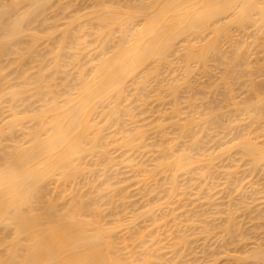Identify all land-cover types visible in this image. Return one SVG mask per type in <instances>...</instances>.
Wrapping results in <instances>:
<instances>
[{"label":"bare ground","instance_id":"6f19581e","mask_svg":"<svg viewBox=\"0 0 264 264\" xmlns=\"http://www.w3.org/2000/svg\"><path fill=\"white\" fill-rule=\"evenodd\" d=\"M80 1L83 3L85 2V4H87L85 5V7L81 8L82 10L81 9L77 10L78 7H76V5L78 1L76 2V0H0V106L2 102L5 103V100L11 102V106H9L11 113H9V109L8 111H6L7 113H9L8 116L6 117L7 120H5L6 118L3 119L1 121L2 125H0V264H140V263L150 264V263H154L153 261L155 257L153 258V255L148 257V259L153 258L152 259L153 261L150 259L152 262L150 260H147V257L144 256L143 257L140 256L138 262L135 257L133 258L131 256H128V254L126 253L125 256L122 255L124 250L121 253L122 250L121 251L119 250V246L120 249H122L123 247L121 245H125L126 243L123 244L124 242L120 240L123 243L121 244V242H119L120 244L118 245L117 242H115L118 238L117 236H115V234L119 233V230L122 231L123 229L124 232L125 228L121 223L123 222L121 218L122 216L120 217L121 219L118 220L120 215L119 216L117 215L116 217L115 215L116 212L114 215L118 219L116 218L115 220L111 219L112 221L109 222L110 224L109 225L106 224L105 221L104 223H102V220L100 221V219L98 218L99 215H97V212L99 214L100 210L98 211V209L101 208L98 209L96 208L97 210H95V208L94 209L90 208L91 212H89V207H88L86 208V210H88L89 214H85L83 212L85 214L84 215L82 211L86 203L85 205H83V203L82 202L80 203L79 200H78V204H75V201L69 203L72 204L74 202L73 205L67 206V204H65L66 207H61L64 205H61V203H59L60 204L59 205L57 203L58 201L55 200L54 195L53 198L50 196V198L48 197L49 199L47 201L45 200H44L45 202L42 201L41 198L44 199L43 197L45 196L46 199L47 196L50 194L48 193L47 196L46 194L43 195V191L46 190V186H49L47 184L48 183L50 184L51 181H54V184L56 183L55 185H58L57 183L61 182L62 186L64 185V183H70L69 186L73 184L74 187L73 189H75V187L77 186L76 184L74 186V183L75 182L77 183V180L83 178V180L85 181V185L90 186L87 188L90 189L92 186L93 189L94 188L96 189L95 193H99V194L105 193L104 195L107 196L106 199V196L104 197L103 195H101L102 197H99L98 194V199L96 198L97 195L95 197L97 200L102 201L105 198L106 200L103 201L104 202L107 201L108 204H111V202L114 203V199L112 200V198H114L113 197L114 195H116L117 193L121 194L123 191H125L124 188L122 189L123 185L122 187L118 186L121 187L118 188L116 187V185H118L116 184V182L112 183L113 180H115L116 178L115 177L113 179V177L118 172L117 166H120V164L124 162L125 164L124 163L123 164L125 166L127 165L128 166L127 168H129L130 171L131 168L133 171L134 167L136 168V169L134 168L136 173L138 171L137 175H139L138 177L139 179L136 177L137 175L135 171H133L135 175L130 176L131 177L130 179L132 180L134 178L138 179V180L136 179L134 180L136 182L133 181L134 184L140 183L144 185L145 182H147V180L149 182L151 178L154 177L156 178V175H160L162 173L166 174L168 172L171 173V175L170 174L167 175V178L165 177L167 180L165 178L161 180L162 182L160 183L163 184H160L157 181L155 182V180L157 179H154L153 181L155 183L160 184V187L158 186L159 188L155 184L154 185L155 190L154 188L152 189L153 191H156L155 194H157V196H154V198L158 202H160L159 199L163 198L165 203V200L167 201L168 199L169 201L171 200L172 195L176 198L175 194L177 193V191L179 190H181L179 192H182L183 190L186 191V186H190L187 184H191L192 180H188L191 182L189 183L187 179L184 178V184L183 185L180 184L182 185L181 187L183 190L177 189L179 186L178 183H181L179 180L183 179V177L187 173L189 172L191 173V170L196 169L194 168V166L196 165L197 167H199L198 178L200 177L201 180V178L206 176V173L210 172L211 170H212V172H210L211 175L213 174V176H217L214 174H216L219 168L220 170L222 169L221 167H216V163H217L216 161H219L220 158L223 160L222 163H224V161L226 163V160L224 159L233 160L232 162L234 163V165L230 161V163L232 164L231 168H233V171L229 170L231 171L229 172L228 169H226L227 167L224 165L223 167L226 168L225 169L223 168L222 171L223 170H227V171L226 174L224 171L223 172L221 171L222 173L221 175L223 176V178H225L222 179L225 180L226 183H231V182L233 183L234 181L233 183L234 187L236 184H238L236 185L237 187L235 189L233 188L234 190L232 188L231 190L237 191L238 189L237 194L236 192H234L236 195H238L240 193L239 191H241V195L239 196H242V191L244 190V188L248 187L247 191L248 189L250 190L252 188L251 185L249 186L248 182H247L248 184L244 183L243 185H240L243 183L241 182V179L243 178V176H245V174H243L242 177L239 176L236 177V175H238L239 172L241 173L242 170H240V168L243 164H245L242 166L243 168H245L246 166L249 167V169L245 168L246 170L243 171L249 173L250 175L253 174L251 176H254L255 174H259L260 172H261L260 174L264 173L263 172L264 171V127H263L264 126V92L260 93L262 95H256L254 99L252 98L253 100L247 99V102L241 99V101H243L244 103H240V104L237 103L239 101L236 102L235 100L236 98L232 94V90H233L232 86L236 87L234 83L237 82L235 81L239 82L241 80V79L239 80V78L242 77L240 76L238 78V76L242 72L240 71V69L246 68L251 64L248 60L249 58L248 56H250L248 54V46L250 45L246 43L243 39L245 38L247 40V38L249 37L250 39L252 37H253L252 39H257L256 38V36L258 37L257 34H259L262 30H264V0H80ZM79 4L77 6H79ZM249 29L250 30L253 29L252 32H248ZM232 30L236 32L239 36L238 35L234 36V34L236 33L232 32ZM248 33H249V37H248ZM115 34H118V37H115L116 36ZM260 36H262V39L264 38L263 35ZM89 38L93 40H90ZM250 39L248 40V42L250 41ZM92 42L98 44L96 45L94 43L96 46H98L97 47L98 50L97 48H95L97 51L95 55H90L91 50L90 51L87 50L88 45L92 44ZM262 43L263 42L260 41V44ZM224 45H226L227 47L225 46L226 47L225 48ZM29 63H33V64L35 63V66L33 64L32 65L35 67L34 69L36 71L32 70L33 69L31 68L33 67L32 65L31 67L28 66L30 65ZM71 66L72 67L75 66V67L72 68ZM68 67H70V69ZM76 67L79 69L77 71L78 75L77 77L74 76V78L70 79V76L68 75L66 69L68 68L69 70H71L72 68L71 71H73V69ZM21 68L24 69L21 70ZM30 70L33 71L31 74H29ZM214 71L215 72L217 71V73H214ZM62 73H64V77ZM247 73L249 72L247 71ZM60 74H62V76H59ZM76 74L77 73L75 72V75ZM200 74L203 75V77H206L207 79L206 81H208V82L205 81L206 84L203 83L204 86L201 84L198 85V82L195 81L197 76L200 78ZM13 75L18 76L16 78L17 79L19 78L21 80L19 84L17 82H16L17 84H15L14 82H13L14 84L13 83L11 84L12 80L14 79L11 78V76ZM166 77L167 78L170 77V80H167ZM203 77L202 79H204ZM251 77L253 78V76ZM152 81L155 85L153 83H151L150 85V82ZM246 82L247 81L245 80V83ZM152 84L153 87L156 86L155 88H157L156 91L154 88V95H152L153 93ZM149 86L151 87L149 88ZM257 86L254 85V87L256 88ZM145 90L146 93L147 90L148 92L150 91L151 92V93L149 92L150 95L147 94L146 96ZM143 92L145 93V95H140V94H144ZM252 95L254 96L255 94ZM151 96L152 98H150ZM137 99L138 100L140 99L142 101V105L144 103L145 106L144 109L139 110V108L142 107V105H140L139 108L136 105H134L138 103ZM151 99L153 100V103L156 102L155 104L157 106L155 104L154 105L156 107V110H158L156 111L154 109L158 117L152 120L148 117V113L150 112L151 107H149L150 104L147 105L148 102H151V106H152L153 103ZM197 101L198 103L196 104ZM18 102H21V104L22 103L24 104V102H28V104L26 105H30V106L34 104L35 105L33 106L32 109H30L29 106L28 108L30 110L27 108V106H25L26 108L23 107L24 110L16 112L17 111L16 104ZM132 105H134L135 107H133ZM147 106L150 109H148ZM229 106L234 108L235 110V111L233 110L234 112L232 111L233 113H235V115L234 114L232 115L233 117H235L233 123L237 122L238 125L236 124L237 130L235 129V127L233 128V130H236V132L234 131L236 134V135L234 134L235 137L234 136L233 138L230 137L228 141L222 142L221 140L223 137L221 136L220 139L219 138L220 136L217 137L219 134L216 135L217 133L215 131H214L215 133L214 132L212 133L211 131H213L212 130L213 128L214 130H216L215 126L221 125V123H219L220 117L223 115V118H225L224 115L227 112V110L226 112H223V109L225 107L229 109L230 108ZM136 107L138 108L139 111H137ZM14 109H16V111ZM188 109L189 110L191 109L192 111L190 110L189 112ZM135 110L137 112H140L138 115L142 117H145L143 116V114L147 112L146 116L148 118L137 120L136 119L137 114L134 113ZM185 110L188 112V115ZM231 110L232 109L230 108L229 112ZM185 112H186L185 115L186 117H182V115L184 116ZM149 114H151V112ZM150 117L152 118V115ZM228 119H233V118L229 117ZM229 121L230 120H228V123ZM244 121L246 122L244 123ZM29 123L30 126H27ZM231 123L232 122H230V125ZM225 127H227V124L225 125ZM230 128L231 127H229L228 130H230ZM228 130L225 131L223 130V131L228 132ZM17 131H21V132L23 131V133L21 136H19L18 139L17 137L16 139H13L11 136L13 133ZM229 132H231L232 135L234 133L232 131V128ZM19 133L17 135H19ZM211 134L213 136H211ZM214 134L215 137H217V140H215L216 138L214 137ZM260 138H262V140H259ZM212 139L215 140V142L213 141L214 144L218 143L219 148L217 147L216 148L219 150V153H217L218 150H214V151L210 150L214 154L207 153L209 152V150L207 151V148L209 149L212 146L211 147H205V146L206 144L208 145L209 143L211 144ZM219 139L220 141H218ZM155 140L157 142H154ZM216 141L218 142L216 143ZM7 142L9 144H7ZM203 148H205L206 150H204ZM113 150L117 152V154L119 152L118 155L116 154V157L113 156V154H115ZM140 150H142V152H140ZM144 150H150L148 152L149 154L150 152L151 153L153 152L152 154L154 159L149 160V162L152 161V164L149 163L148 160L147 161H145L146 159L144 160V158L148 156L147 154L145 155V157H142V159L145 161V164L142 162V160H140V162L142 163L137 161L138 160L137 156H136L137 158L132 157L133 156L132 154L135 155L136 152L138 151L139 153L137 154L139 156L140 153L144 154L143 153ZM112 152L114 153L112 154ZM130 152H132V154H130ZM128 154H130L131 156L130 155L128 156ZM234 156H236L235 159ZM119 159L121 160L118 161ZM115 160H117V162ZM134 160H136L138 164L134 163ZM146 162H148L151 165H149L148 163L146 164ZM240 162H243V164L239 165ZM128 163L132 167H129ZM236 164H238L239 166ZM123 168L120 167L119 171L124 170ZM209 169L211 170L209 171ZM214 169L215 171H213ZM200 170L204 171L202 172V174L206 172L204 176L202 174L201 176H199ZM196 171L197 169L195 170V172ZM133 172L132 174H134ZM184 172L186 173L184 174ZM11 173L13 174L27 173L31 175L32 179L27 185V187L24 189H18L16 186L5 188L3 181L6 178V176H10ZM192 174H194L193 171ZM209 174H207V176ZM179 175L182 177L180 178ZM195 176H193V178ZM207 176L206 178H202L203 182L205 181L204 179L207 180ZM213 176H210L209 180L212 179L213 181H216V179L215 180L213 179ZM228 177L231 178V180ZM234 177L235 179L232 180V178ZM247 177L245 176L246 179ZM227 178L229 180L226 181ZM128 179H127V183L129 182ZM164 179L166 181H164ZM238 179H240V181ZM110 180H112V182ZM177 180L179 182H177ZM185 180L187 183H185ZM200 180L199 183L201 182ZM212 180L210 182H212ZM80 181L78 182L80 183ZM84 181H83V186H85ZM119 181L121 182V180ZM95 182H98V184L96 185ZM205 183L207 184L206 187L202 186ZM232 183L230 185L231 187H233ZM185 184L186 186H184ZM200 184L197 185H199L200 187L202 186L201 188L202 192H205L203 191V187H204V189L207 188L205 189L207 193H209V191L212 190L210 189L212 186H215L214 185L215 182H212L211 184L213 185L210 186H208L209 182H204L202 185ZM166 185L168 189H164ZM181 187L179 186V188ZM92 188L90 190H92ZM125 188H128V186ZM139 188H143V187L139 186ZM189 189L191 191L192 188ZM75 190H79V189H75ZM149 190L152 193V190L151 189ZM78 192L80 193V191ZM179 192L177 193V195H179ZM84 193L86 192L84 191ZM228 193L233 194L231 193V191L230 192L228 191ZM228 193L226 194L228 195ZM41 194L43 195V197H41ZM86 195H83L84 199ZM138 195L140 196V194ZM151 195L153 196L154 193ZM180 195H182V193ZM205 195L206 193L204 194V196ZM83 196L81 195L80 199H82ZM87 196H89V194ZM147 196L149 197L150 193L147 194ZM197 196L199 195L197 194L194 197ZM207 196L210 197L211 195L208 194ZM218 196L220 195L218 194ZM122 197L124 196H121V198ZM181 197H183V195ZM236 197H232V198L229 197L228 199L230 200L229 201L226 200L227 202H229L227 203V205L230 208L226 206L229 210L226 209L227 212L224 211V213L226 212L227 214L229 211L233 212L234 206H237L235 207L234 211L236 209L242 208L243 203H240V201L236 199ZM140 198H142V196H140ZM121 200L123 201V199ZM242 200L243 199L241 198V202H243ZM84 201L87 202V200H83V202ZM100 201H98V203H100ZM157 201H153V202H157ZM194 201L191 202L193 203ZM220 201H222V199ZM237 201H239V203H236ZM104 202L101 203L103 204ZM212 202L214 203V201ZM132 203L131 205L133 206ZM161 203L162 201L159 203V205ZM138 204L135 203L136 207ZM250 204L252 205V203ZM147 205H150L149 207L152 211L154 206L152 205L151 207L150 203L146 204L145 206L147 207ZM157 205L158 203H156V206ZM232 205H234L233 208ZM110 206H106V207H110ZM112 206L114 205L112 204ZM194 206H196V204ZM246 206L244 205L245 208H242L243 210L245 209V211L247 208ZM249 206L250 205H248V207ZM259 206L258 208H260ZM106 207H104L103 209L106 210L107 209ZM103 209L102 211H100L101 213L103 212ZM139 209H143V208L139 207ZM111 210H113L111 213L113 216L114 210L117 209L114 208ZM136 210L139 211L138 209ZM149 210H147V212ZM118 211H120V209ZM144 211L146 212L145 209H143V211H139L137 215H139V213L142 212V214L139 215L142 216ZM241 211L242 210H240L239 213ZM248 211L250 212V210ZM261 211L262 210L258 212ZM127 212L125 213L127 214ZM158 213L159 212H157V214ZM175 213L176 212L174 211L173 215H175ZM211 213H208V215L209 214L211 215ZM131 214L128 212V216L129 215L130 216L129 217L126 216L125 218H123L124 222L130 220L129 224L127 223V226H130L131 223H132L131 226H133L134 225L133 221L137 220V218L139 217V216L136 217L137 216L136 212L135 213L133 212ZM150 214H149L150 217H148L150 218L149 222H154L153 224L155 226L156 223L155 221H157L156 217H158V215L155 217V221H154L151 212ZM203 214L204 213H202V215ZM232 214L228 213L227 214L228 217L225 219L227 221V227L224 225L223 228H217L219 226L218 225L216 226V228L219 229V234H220V229H222L225 234H228L230 232L233 233L234 231L235 232L237 231L236 228H235L236 230L233 229L235 223L232 222L233 221L236 222L239 216L236 217V215H234L235 217L234 219ZM253 214L254 213L252 212V215ZM208 215L207 214L205 215L206 218ZM147 216L145 215V218ZM196 216L197 215H195V217ZM225 217L226 216H224V218ZM248 218L247 220H245L246 222L249 221ZM253 218L254 217H251L249 219L253 220ZM105 219L108 218H104V220ZM151 219L152 221H150ZM191 219H195V218L191 217ZM197 219H198L197 223L198 222L200 223V220H202L203 218L200 220L199 218ZM213 219H215V217ZM147 220L144 222H147ZM195 221L196 220L190 222L191 226H193L192 222L194 223ZM186 222L187 221H185V223ZM173 223L175 224V222ZM197 223L195 222V224ZM199 223L197 226L198 228L199 226H201V224ZM231 223L233 227V228L231 227L232 228L231 230H234L233 232L229 231V227L231 226ZM195 224H194V228H196ZM252 226H254V223L252 224ZM122 227L123 229H121ZM159 227L161 228L163 226H159ZM202 227H200L201 230H198L199 232L201 231V233L204 229H209L206 226H205L206 228L203 227L204 229ZM242 227H240V230H242ZM151 228L149 227L150 230ZM189 228L191 227L189 226ZM189 228L184 230L187 231L189 230ZM194 228H192V230ZM261 228L263 227L261 226ZM135 229L137 230V228ZM135 229L133 228L134 231ZM173 229L171 228V230L169 231H172ZM253 230H255L254 227ZM140 231L137 233H140ZM260 231L264 232L263 230ZM154 232L155 231L153 230V233ZM176 232L178 233L177 230ZM182 232L184 233V231ZM201 233H199V235ZM211 233L212 232H210V235ZM239 233L242 234L241 232ZM134 234H136V232ZM146 234H148V230L146 233L142 235H146ZM118 235L121 234L119 233ZM181 235L183 236V234ZM257 235L258 233L256 234V236ZM126 236L128 238V235ZM178 236L180 235L178 234L176 237ZM222 236L224 241L225 239L226 240L228 239L226 236H225L226 238H224V235ZM186 237L187 236L179 237L181 238V240L179 239V241L181 242L182 246L179 245L178 243L179 241L177 242L176 239L178 245L183 247L182 249H184V246H186L187 242L188 244L197 242V241L189 242L187 241V239H185L186 241H183L184 240L183 238ZM165 238L167 239V236H165ZM170 238L171 237L168 238V241ZM134 239L137 238H133L132 241ZM155 239L157 240V238ZM155 239L152 240V242H148V241L146 242H148L149 244L151 243L154 244L153 242L154 241L156 242ZM261 239L264 240V236ZM139 240H143V239L139 238ZM148 240L151 241L150 238ZM189 240L191 239L189 238ZM192 240H193V236H192ZM224 241L223 243L226 244V242ZM239 241L241 242V240ZM135 242L137 241L135 240ZM260 242L256 241L255 243L248 244L252 246L250 248L248 246L249 249L243 251L244 253H242L241 251L242 256L238 255V258L235 256L237 260L235 259L234 260L236 262L239 261L240 264H264V241H262L263 242L262 244ZM127 243L130 244L129 240ZM172 243L174 242L172 241ZM147 244L144 245L148 247ZM155 246L154 247L152 246L154 248L153 251L152 250L153 248L150 247L149 245L148 249L151 248L149 249L151 250V252L149 251V253L152 254L153 251V254L156 255V253L154 252L156 251L155 248L157 246L156 247ZM146 247L144 249L145 253L147 252ZM159 247L160 246L158 245L157 248L159 249ZM130 249L131 247L128 250L129 252L127 251L128 253L133 252V251L130 252ZM140 249L137 250V252L140 251ZM199 249H201V247ZM212 249L211 251L216 250V249L214 250ZM226 249L227 248L222 249V251L226 252L227 251ZM192 250L194 249H191V251ZM196 250L198 249H195V252ZM158 253L160 252H157V254ZM162 253L163 252H161L160 254ZM134 254L137 255L136 252ZM181 254H183V252ZM193 254L194 252L192 253V255ZM218 254L224 255V252ZM176 256H175L176 258L175 260L176 261L179 260L180 262V258L183 255H179L180 256L179 259ZM203 256L205 257L206 255ZM211 257L213 256L211 255ZM215 257L217 256H214V259ZM182 259L181 261H184ZM163 261L164 260H162V262ZM219 261L220 260H217L216 262L218 263ZM184 262L182 264H185ZM193 263L197 264L196 262ZM211 263L214 264L213 261ZM158 264H161V262L159 261Z\"/></svg>","mask_w":264,"mask_h":264},{"label":"rangeland","instance_id":"374dc122","mask_svg":"<svg viewBox=\"0 0 264 264\" xmlns=\"http://www.w3.org/2000/svg\"><path fill=\"white\" fill-rule=\"evenodd\" d=\"M78 1V2H77ZM76 2H77V5L79 4V6H77L76 5V7H78L77 8V10H80L81 8H83V7H85V5H87V4H85V2L83 3V2H81L80 0H76ZM82 4H84V5H82ZM75 7V8H76ZM73 10V9H72ZM82 10V9H81ZM252 30L253 29H249L248 30V32H252ZM232 32H234L233 30H232ZM264 30H262L259 34H257L258 35V37L256 36V38L257 39H260V40H257V39H250V37H249V33H248V37L249 38H247V40L244 38L243 40L246 42V43H248L250 46H248V54L250 55V56H248L249 58H248V60H249V62L251 63L249 66H247L246 68H243V69H240V71H242L241 73H243V74H241L240 73V75L238 76V78L240 77V76H242L241 78H239V80L241 79L242 80V83H241V80L238 82V81H235V82H237V83H234V85H236V87L235 86H232L233 88V90H232V94H233V96L236 98L235 100H236V102L237 101H239V102H237V103H244L243 101H241V99L242 100H244V101H246L247 102V99L248 100H253L254 98H255V96L256 95H262V94H260V93H263L264 92V38L262 39V36H260V35H263L264 36ZM234 33H236V32H234ZM233 33V34H234ZM263 33V34H262ZM247 34V33H246ZM116 36L115 37H118V34H115ZM235 35H238L237 33L236 34H234V36ZM239 36V35H238ZM237 37V36H236ZM247 37V36H246ZM90 40H93V39H91V38H89ZM250 39V43L248 42V40ZM260 41L261 42H263L262 44H260ZM253 42V43H252ZM257 42V43H256ZM95 43V42H94ZM93 42H92V44H90V45H88V49L87 50H91L90 51V55H95V53H97V51H96V49L95 48H97L98 46H96V45H98V44H94ZM260 44V45H259ZM252 45V46H251ZM259 45V46H258ZM93 46V47H92ZM96 46V47H95ZM226 45H224V47H225ZM257 46V47H256ZM91 47V48H90ZM227 47V46H226ZM225 47V48H226ZM251 47V48H250ZM255 47V48H254ZM93 49V50H92ZM97 50H98V48H97ZM262 51V52H261ZM254 53V54H253ZM257 53V54H256ZM262 54V55H261ZM252 57V58H251ZM251 58V59H250ZM260 60V61H259ZM253 61H255V62H253ZM30 65H28L29 67H31V65L33 64V63H29ZM256 64V65H255ZM263 64V65H262ZM34 66H35V63L33 64ZM32 65V66H33ZM31 67V68H33L32 70L33 71H36L34 68L35 67ZM72 67V66H71ZM73 67H75V66H73ZM72 67V68H73ZM69 69H70V67H68ZM66 69V71H67V73H68V75L70 76V79L71 78H74V76L75 77H77V75H78V68L76 67V68H74L73 69V71H71L72 70V68H71V70H69V69ZM247 68H249V69H247ZM22 69H24V68H21V70ZM76 69V70H75ZM32 70H30L29 71V74H31L33 71ZM245 71V72H244ZM247 71L249 72V73H247ZM263 71V72H262ZM75 72L77 73L76 75H75ZM214 73H217V71L215 72L214 71ZM246 73V74H245ZM252 73V74H251ZM63 74V77H64V73H62ZM62 74H60L59 76H62ZM178 74H179V72H178ZM248 74V75H247ZM261 74V75H260ZM67 75V74H66ZM67 75V76H68ZM71 75H73V76H71ZM176 75H177V73H176ZM247 75V76H246ZM203 77V75H201L200 74V78L197 76V78H196V80L195 81H197L198 82V85L199 84H201V85H203L204 86V84H206V82H208V81H206L207 79H206V77H203L204 79H202V77ZM248 76H249V78H248ZM251 76H253V78L251 77ZM260 76V77H259ZM16 77H18V76H15V75H13V76H11V78H14L13 80H12V82H11V84L14 82L15 84H19L20 82H21V80L18 78H16ZM244 77H245V80L247 81L246 83H245V80H244ZM16 78V79H15ZM167 78V77H166ZM251 78V79H250ZM69 79V78H68ZM16 80V81H15ZM19 80V81H18ZM167 80H170V77L169 78H167ZM166 80V81H167ZM204 82H203V81ZM244 80V81H243ZM249 80V81H248ZM199 81H202V82H199ZM206 81V82H205ZM17 82V83H16ZM13 83V84H14ZM151 83H153V81L152 82H150V85H151ZM204 83V84H203ZM244 83V84H243ZM154 84V83H153ZM153 84H152V88H153V93H152V95H154V88L156 87H153ZM149 85V84H148ZM155 85V84H154ZM254 85L255 86H257V85H259V86H257V88L256 87H254ZM239 86V87H238ZM254 88H253V87ZM148 87V86H147ZM151 86H149V88H150ZM235 87V88H234ZM247 87V88H246ZM262 87V88H261ZM146 89H148V88H146ZM157 90V88H155V91ZM237 90V91H236ZM241 90V91H240ZM242 90H243V92H242ZM238 91H240V92H238ZM150 92V91H149ZM149 92H148V90H147V93H146V90H145V93H146V96H147V94L148 95H150L149 94ZM255 92V93H254ZM144 93V92H143ZM145 93L144 94H140V95H145ZM151 93V92H150ZM157 93V92H156ZM244 95H243V94ZM259 93V94H258ZM236 94V95H235ZM248 94H249V96H248ZM252 94H255L254 96L252 95ZM140 95H138V96H140ZM239 95V96H238ZM242 95V96H241ZM248 96V97H247ZM251 96V97H250ZM241 97V98H240ZM245 97H247V98H245ZM138 98V97H137ZM139 98H141V97H139ZM150 98H152V96L150 97ZM253 98V99H252ZM152 100V99H151ZM140 101V102H139ZM147 101V100H146ZM29 102V101H28ZM28 102H24V104L22 103L21 104V102H18L17 104H16V109H17V111H16V109H14L16 112H19V111H22V110H24V108H26L25 106H27V108L30 106V105H26V104H28ZM31 102V101H30ZM138 102V103H137ZM137 104H134V105H136L138 108L140 107V105H142V101L139 99H137ZM245 102V103H246ZM249 102V101H248ZM3 103V102H2ZM1 103V106H0V122L3 120V119H5L7 116H8V114L9 113H11V111H10V108H9V106H11V102L9 101H7V100H5V103H3L2 104ZM10 105H9V104ZM152 103H153V100H152ZM156 103V102H155ZM155 103H153L152 104V106H151V102H148V104L147 105H149L150 104V106L149 107H151V110H150V112H151V114H149L148 113V117L152 120V119H155V118H157L158 117V115H157V113L155 112V110H156V107H155ZM198 103V101L196 102V104ZM19 104V105H18ZM21 104V105H20ZM34 104V103H33ZM155 104V105H154ZM4 105V106H3ZM35 105V104H34ZM34 105H32V106H30L29 108L30 109H32L33 108V106ZM134 105H132L133 107H135ZM144 106V103H143V105H142V107ZM157 106V105H156ZM24 107V108H23ZM136 107V108H137ZM142 107H140L139 108V110H142V109H144L145 108V106L142 108ZM148 106H147V108L148 109H150ZM230 107V106H229ZM228 107V108H229ZM28 108V109H29ZM138 108H137V111H139L138 110ZM230 108L232 109L230 112H231V114H230V112H229V110H230ZM229 109H227V107H225L224 109H225V111H224V109H223V112H226V110H227V114H230V115H227L226 113H225V115H224V117L225 118H223V115L220 117V122L219 123H221V125H222V127H221V125H218V126H215V129L216 130H214V128L212 129L213 131H211L212 133L215 131L217 134L216 135H218L217 137H219L220 139H221V136L223 137L222 138V142L224 141V142H226V141H228L229 140V138L230 137H232L233 138V136H234V134H235V132H236V130H237V125H238V123L237 122H234L233 123V120L235 119V117H233L232 115L234 114L235 115V113H233L235 110H234V108H232V107H230ZM3 109V110H2ZM8 109H9V113H7L6 111H8ZM21 109V110H20ZM27 109V110H28ZM29 109V110H30ZM155 109V110H154ZM158 109H160V108H158ZM191 110V109H190ZM190 110L188 109V111L190 112ZM234 110V111H233ZM136 110L134 111V113L135 114H137V120H142V119H145V118H148L146 115H147V112L145 113V114H143V116H145V117H142V116H140V115H138L140 112H137ZM156 111H158V110H156ZM186 111V110H185ZM192 111V110H191ZM233 111V112H232ZM4 112V113H3ZM5 112H6V114H5ZM153 112V113H152ZM156 114H155V113ZM187 112V111H186ZM186 112H185V114H184V116L182 115V117H186L185 115H186ZM4 114V115H3ZM152 115V118L150 117ZM155 115V116H154ZM187 115H188V112H187ZM189 115H190V113H189ZM227 115V116H226ZM138 116H139V118H138ZM230 117V118H233V119H228V118ZM227 118V119H226ZM5 120H7V118L5 119ZM223 120V121H222ZM228 120H230L229 121V123H228ZM223 123H222V122ZM226 123H225V122ZM230 122H232L231 123V125H230ZM246 121H244V123H245ZM4 123V122H3ZM225 123V124H224ZM32 124V123H31ZM227 124V127H225V125ZM228 124H229V127H231L232 128V131L234 132L233 133V135H232V133L231 132H229L230 130H231V128H230V130H228L229 129V127H228ZM234 124H235V126H234ZM237 124V125H236ZM240 124V123H239ZM0 125H2V122L0 123ZM27 126H30V123L27 125ZM220 126V127H219ZM235 127V129L236 130H233V128ZM264 127V126H263ZM219 128V129H218ZM226 128V129H225ZM218 129V130H217ZM225 130H228V132H224ZM170 131V130H169ZM218 131V132H217ZM19 133V135H17L18 133ZM17 132H15V133H13L14 134V137H13V134H12V138L13 139H16V137H17V139L19 138V136H21L22 135V133H23V131L21 132V131H17ZM214 132V133H215ZM227 134V135H226ZM230 136H229V135ZM226 135V136H225ZM236 135V134H235ZM211 136H213L212 134H211ZM227 136H228V138H227ZM214 137H215V134H214ZM217 137H215L216 139L215 140H217ZM235 137V136H234ZM22 138H23V136H22ZM220 139L218 140V141H220ZM215 140H213L212 139V143L210 144L209 143V145L208 144H206V146L205 147H211V148H207V151L209 150V152H207V153H213V152H211L210 150H212V151H214V150H218L217 148H219V145H218V141H216V143L217 144H214L213 143V141L215 142ZM259 140H262V138H260ZM150 142V141H149ZM153 142V141H152ZM151 142V143H152ZM154 142H157L156 140L154 141ZM211 142V141H210ZM221 143V142H220ZM219 143V144H220ZM7 144H9L8 142H7ZM212 144H214V145H212ZM215 147V149H214V147ZM204 147V146H203ZM217 147V148H216ZM204 150H206L205 148H203ZM114 151V150H113ZM150 150H144V154H142V153H140V156L137 154V153H139V151L138 152H136V154L134 155V154H132V152H130V154H132L133 156V158H137L138 160L137 161H139L140 162V160H142V162L145 164V161H147L148 160V162H149V160H151V159H154L153 158V152L151 153L150 152V154L148 153ZM115 152V151H114ZM114 152H112V154L114 153ZM140 152H142V150H140ZM145 152H147V153H145ZM217 152V151H216ZM216 152H215V154H216ZM134 153V152H133ZM217 153H219V150H218V152ZM116 154H117V152H115V154H113V156L114 157H116ZM118 154H119V152H118ZM117 154V155H118ZM130 154H128V156L130 155ZM148 155V156H146L145 157V155ZM214 154V153H213ZM143 155V156H142ZM150 155V156H149ZM131 156V155H130ZM137 156V157H136ZM154 156H155V154H154ZM238 156V155H237ZM124 157V156H123ZM125 157H126V155H125ZM142 157H145L144 158V160L142 159ZM149 157H150V159H149ZM233 157V156H232ZM140 158V159H139ZM222 158H224V157H222ZM236 158V156H234V159ZM238 158V157H237ZM124 159V158H123ZM231 159V158H230ZM233 159V158H232ZM121 159H119L118 161H120ZM224 160H226V163H225V161H224V163H222L223 162V160L220 158V162L219 161H216L215 163H216V167H221L222 169L224 168L223 166L225 165L226 167V169H228V171L229 170H231V171H233V168H231L232 167V164L234 165V163L232 162L233 160H227V159H224ZM116 162H117V160H115ZM137 161L136 160H134V163H136V164H138L137 163ZM229 161V162H228ZM230 161H231V163H230ZM142 162H140V163H142ZM148 162H146V164L148 163ZM228 162V163H227ZM124 163V162H123ZM123 163H121L120 164V166H117V170H118V172L117 173H119V174H117L116 173V175L113 177V179L115 178V180H113V182H112V180H110L112 183H115L116 182V184H118V185H116V187H118V186H121L122 187V185H123V187H122V189L124 188L125 189V191H121L120 193L121 194H119V193H117L116 195H114L113 197L114 198H112V200L114 199V203H112L111 202V204H108L107 203V201H103V200H106L107 199V196L106 195H104L105 193H95L96 192V189H95V191H94V189L92 188V186H91V188H92V190H90L89 188H87V187H90L89 185H85V181L83 180V178L81 179L80 178V180H82V181H80V180H77V183L75 182L74 183V186H75V184H76V186L77 187H75V189H79V190H75V189H73L74 187H73V184H71V186H69V184L70 183H64V187L62 186V183L60 184V183H57L58 185H55L54 184V181H51L50 182V184L48 183L47 185H49V186H46V190L45 191H43V195H45L46 194V196L48 195V193H50V194H52V195H48L47 196V198L45 199V196L43 197V195L41 194V197H43L44 199H42L41 198V200L42 201H47L49 198H50V196L53 198V195H54V198H55V200L56 201H58L57 203L59 204V203H61V205H64V206H61V207H66L65 206V204H67V206H69V205H73L74 204V202L72 203V204H69V203H71L72 201H75V204H78V200H79V202L81 203H83V205H85V203H86V205L84 206V209H83V211H82V213L84 212L85 214H89V212H91L90 211V208H95V210H97L98 208H101V209H98V211L100 210V211H102V209L104 208V207H106V206H110V207H106L105 209L106 210H104L103 209V212L101 213L100 211H99V214H98V212H97V215H99L98 216V218L100 219V221L102 220V223H104V221H105V223L106 224H109V222L110 221H112V220H115V218L117 217V215L119 216V219L118 218H116V219H118V220H120L121 218H122V221L123 222H121L122 224H123V227L125 228V231L123 232V227L121 228V229H123L122 231L121 230H119V233L121 234V235H118L119 233H116L115 234V236H117L118 238H117V240L115 241V242H117V244L119 245L120 243L119 242H121V241H123V242H121V244L123 243V244H125V245H121L123 248L122 249H120V246H119V250L121 251V253L123 252V250H124V252H123V254L122 255H126V254H128V256H131V257H135L136 258V260L139 262V260L138 259H140L139 257L140 256H144V257H147V260H150L151 258H149L148 259V257H150V256H152L153 255V258H154V263L155 264H158V262L160 261L161 262V264L162 263H164V264H170V263H173V264H175L176 262L178 263L179 262V260L178 261H176L175 259V256L176 255H183V256H181V258H180V262L178 263V264H182L184 261V263L185 264H187V263H190V264H195V263H193V262H196L197 264H213V263H211L212 261L214 262V264H225V262H226V264H240L239 263V261L238 262H236L235 260H237L236 259V257L238 258V255L239 256H242L241 254L242 253H244L243 251H246V250H248L251 246L250 245H248V244H252V243H255L256 241L257 242H260L261 244L263 243L262 241H264V240H262L261 238L264 236V232H261L260 230H263L264 231V220H263V218H264V208H263V206H264V173L263 174H255L254 176H251V175H253V174H249V173H246L245 171H243V170H246V169H249V167H245V168H243L242 166L243 165H245V164H243V162H240L239 163V165H242L241 166V168H240V170H242L241 171V173L239 172V174L238 175H236V177L237 176H239V177H242L243 176V174H245V176L247 177V176H250V177H247V179L245 178V176H243V178L241 179V182H243L242 184H240V185H243L244 183H246V184H248L249 183V186L251 185L252 186V188L249 190L248 189V191H247V188H244V190L242 191V196H239V195H241V191H239L238 193V195H236L237 194V191H238V189H237V191H233L237 186L236 185H238V184H236V182H235V187H234V181H233V183H232V186L233 187H231L230 185H231V183H226L225 182V180H223V179H225V178H223V176L221 175L222 173H221V171H222V169L220 170V168L217 170V172H216V174H214V175H217V176H213V174L211 175V173L210 172H212V170L211 169H209V171L210 172H205L206 173V176H207V174H209L208 176H207V180H209V178H210V176H213V179L215 180L216 179V181H213L212 179V182H215V186H212L211 188L210 187H208V188H210V189H212V190H210L209 191V193H207V191L205 190V189H207V188H205L204 189V187H203V191H205V192H202V186H205L206 187V183L205 184H203L204 182H209V185L208 186H210V185H213V184H211L212 182H210L211 180H209V181H207L206 179H204L205 181L203 182V179L202 178H206V176H204L205 175V173H203L202 174V172H204V171H199V176H201V174L204 176V177H202L201 178V180H200V177L198 178V168L199 167H197V165L196 166H194V168H196L197 169V173L195 172V170L196 169H193V170H191V173L189 174V173H187L185 176L187 177H183V179H181V180H179L181 183H178L179 184V186L181 187L183 184H184V178L185 179H187V181L188 180H192V183L190 182V181H188L189 183H191V184H187V185H190V186H186V184L184 185V186H186V191H184L183 189H182V187L181 188H179V186H178V188L177 189H182L183 191L182 192H179V191H181V190H179V191H177V193L179 192V195L182 193V195H183V197H181L182 195H177V193H176V191H175V196H176V198L172 195L170 198H171V202L169 201V199H168V201H169V203H168V201L167 200H165V203H164V199L163 198H161V199H163V200H161V199H159L160 200V202L162 201V203L161 204H163V205H159V203L160 202H158L155 198H154V196H157V194H155V192L156 191H153L152 189L154 188V190H155V187H154V185L156 184V186L158 187H160V184H163V183H160V182H162L161 180H163V178H167V175H171V173H162V174H160V175H156V178L154 177V178H151L150 180H149V182H148V180H147V182H145V184L147 185H143V184H140V183H136V184H134V182H136V181H134L135 179L136 180H138L139 178V175H137V173H138V171H137V173H136V171H135V169L133 168V171H135V173H136V177L138 178H134L133 180L132 179H130L131 177V175L132 176H134L135 175V173L132 171V168H131V171H130V169L129 168H127L128 166L126 165H124ZM133 163V162H132ZM133 163V164H134ZM149 163H151L152 164V161H150ZM148 163V164H149ZM219 163H220V166H219ZM222 163V164H221ZM126 164H127V162H126ZM129 164V163H128ZM133 164H131V165H133ZM151 164H149V165H151ZM227 164H230V165H227ZM124 165V166H123ZM218 165V166H217ZM222 165V166H221ZM236 165H238V164H236ZM238 165V166H239ZM229 166V167H228ZM120 167L121 168H123L124 170H121V171H119V169H120ZM127 168V170H126V168ZM129 167H132V166H130V164H129ZM215 167V168H216ZM224 168V169H225ZM230 168V169H229ZM114 169H116V168H114ZM129 169V170H128ZM192 171H193V173L194 174H192ZM213 171H215V169L213 170ZM224 172H225V174H226V171L227 170H223ZM222 171V172H223ZM231 171H229V172H231ZM124 172V173H123ZM132 172L134 173V174H132ZM248 172V171H247ZM264 172V171H263ZM126 173H128V174H126ZM186 172H184V174H185ZM220 173V174H219ZM125 174V175H124ZM183 174V175H184ZM224 174V175H225ZM247 174V175H246ZM119 175V176H118ZM180 175H181V173H180ZM179 175V177L181 178L182 176H180ZM192 175V176H191ZM196 175V176H195ZM221 175V176H220ZM158 176V177H157ZM161 178H160V177ZM189 176H191V177H189ZM193 176H195L194 178H193ZM221 178H220V177ZM226 176V175H225ZM224 176V177H225ZM259 176V177H258ZM126 179H125V178ZM178 177V178H179ZM216 177V178H215ZM227 177V176H226ZM254 177V178H253ZM111 178H112V175H111ZM129 178V179H128ZM165 178V179H166ZM170 178V177H169ZM191 178V179H190ZM193 178V179H192ZM212 178V177H211ZM223 178V179H222ZM229 178V177H228ZM226 179V181L227 180H231V178H229V179ZM127 179H128V181L130 182H128L127 183ZM154 179H157V180H155V182L157 181L158 183H160V184H158V183H155V182H153L154 181ZM164 179V181H166ZM201 181L200 183H199V180ZM218 179V180H217ZM221 179V180H220ZM233 179H235V177L234 178H232V180ZM245 179V180H244ZM261 179V180H260ZM119 180H121V182L119 181ZM123 180V181H122ZM125 180V181H124ZM152 180V181H151ZM158 180H160V181H158ZM177 180V182H179ZM239 181H240V179H238ZM254 180V181H253ZM78 181H80V183L78 182ZM83 181H84V185L86 186H83ZM134 181V182H133ZM224 181V182H223ZM246 181V182H245ZM53 182V183H52ZM151 182V183H150ZM168 182V181H167ZM167 182H165V183H167ZM196 182V183H195ZM228 182H230V181H228ZM248 182V183H247ZM121 183H123V184H120ZM125 183V184H124ZM127 183V184H126ZM134 185H132V184ZM149 183V184H148ZM185 183H187L186 182V180H185ZM217 183V184H216ZM224 183V184H223ZM226 183V184H225ZM257 183V184H256ZM68 184V185H67ZM82 184V185H81ZM95 184L97 185L98 184V182H95ZM138 184H140V185H138ZM151 184V185H150ZM153 184V185H152ZM180 184H182V185H180ZM197 184H200V185H202L201 187L199 186V185H197ZM245 184V185H246ZM66 185V186H65ZM80 185V186H79ZM131 185V186H130ZM136 185V186H135ZM148 185H149V187H152V188H149L148 187ZM191 185H192V187H191ZM194 185H196V186H194ZM227 185H228V187L230 188H228L227 187ZM261 185V186H260ZM57 186V187H56ZM68 186V187H67ZM82 186V187H81ZM128 186V188H125V187H127ZM139 186H142L143 188H139ZM183 186V187H184ZM248 186V185H247ZM258 186V187H257ZM60 187V188H59ZM66 187V188H65ZM78 187H80V188H78ZM84 187V188H83ZM121 187H118V188H121ZM147 187H148V190H147ZM158 187V188H159ZM187 187H189V188H192L191 189V191H190V189L189 188H187ZM197 187V188H196ZM198 187H200V188H198ZM246 187V186H245ZM256 187V188H255ZM63 188V189H62ZM65 188V189H64ZM82 188V189H81ZM213 188H214V190H213ZM225 188V189H224ZM229 189V190H227V189ZM231 188L233 189V190H231ZM239 188V187H238ZM68 189V190H67ZM69 189H70V191H69ZM136 189V190H135ZM138 189V190H137ZM139 189H142V190H139ZM149 189H151L152 190V193L150 192V190ZM164 189H168V187H167V185H166V187H164ZM176 189V190H177ZM185 189V188H184ZM188 189V190H187ZM222 189H224V190H222ZM257 189V190H256ZM61 190H62V192H61ZM90 190V191H89ZM133 190V191H132ZM147 190V191H146ZM197 190V191H196ZM218 190V191H217ZM260 190V191H259ZM50 191V192H49ZM53 191V192H52ZM58 191V192H57ZM73 191V192H72ZM75 191V192H74ZM78 191H80V193L78 192ZM84 191L86 192V193H84ZM90 193H89V192ZM91 191H92V194H91ZM128 191V192H127ZM140 191H142V192H140ZM143 191H146V192H143ZM148 191H149V193H150V196L148 197L147 196V194H149L148 193ZM190 191V192H189ZM203 193H201V192ZM214 191V192H213ZM224 191V192H223ZM228 191L230 192L231 191V193H233V194H230V193H228ZM251 191V192H250ZM256 191V192H255ZM46 192V193H45ZM70 192H72V193H70ZM81 192H82V194H81ZM99 192V191H98ZM101 192V191H100ZM234 192H236V194L234 193ZM243 192H246V193H243ZM55 193V194H54ZM74 193V194H73ZM76 193V194H75ZM95 193V194H94ZM124 193V194H123ZM125 193H126V195H125ZM137 193V194H136ZM146 193V194H145ZM154 193V195L152 196L151 194H153ZM186 193V194H185ZM206 193V195L205 196H207L208 194L209 195H211L210 197L209 196H207V197H205L204 196V194ZM222 193V194H221ZM224 193V194H223ZM226 193H228V195L226 194ZM248 193V194H247ZM250 193V194H249ZM254 193V194H253ZM69 194V195H68ZM89 194V196H87V195ZM98 194H99V197H102L101 195H103L104 197L106 196V199L104 198H102L101 200L102 201H100V200H97L98 199ZM119 194V195H118ZM138 194H140V196H142V198H140V196L138 195ZM144 194V195H143ZM198 194L199 196H197V197H199V198H197V197H194V196H196V195ZM214 194V195H213ZM218 194L220 195V196H218ZM56 195V196H55ZM61 195V196H60ZM81 195L83 196V195H86L85 196V199H84V196L82 197V199L83 200H87V202L86 201H84L83 202V200L82 199H80L81 198ZM90 195H92V196H90ZM96 195H97V197H96ZM118 195V196H117ZM159 195V194H158ZM185 195V196H184ZM215 195H217V196H215ZM263 195V196H262ZM72 196V197H71ZM76 196V197H75ZM117 196V197H116ZM121 196H124V197H122L121 198ZM129 196V197H128ZM131 196V197H130ZM145 196H147V197H145ZM188 196H190V197H188ZM239 197V198H237V197ZM246 196V197H245ZM258 196V197H257ZM49 197V198H48ZM69 197V198H68ZM91 197V198H90ZM97 199H96V198ZM127 197V198H126ZM151 197H153V198H151ZM160 197H161V195H160ZM180 197V198H179ZM187 199H186V198ZM201 197V198H200ZM204 197V198H203ZM225 197V198H224ZM226 197H227V199H226ZM232 198V197H236V199H238L239 201H240V203H243V205H242V208H245L244 207V205L247 207L246 208V211H245V209L243 210L242 208L240 209H236L235 211H234V209H235V207H237V206H234V205H232V208H233V206H234V209H233V212H231V211H229L228 213H230V214H232L233 215V218L235 219V217H234V215H236V217L237 216H239V218L236 220V222H232V223H235L234 224V228L232 227V223H231V226L229 227V231H234V230H236L237 229V231L235 232H233V233H231V235H230V233H228V234H225L224 232H223V230L222 229H220V234H219V229H217V228H223L224 227V225L227 227V221L225 220L227 217H228V213L226 214V209H228L226 206H228L227 205V203H229V202H227V201H229L230 199H228V198ZM58 198H63L62 200L61 199H58ZM71 198V199H70ZM92 198H93V200H92ZM115 198H117L118 200H119V202H118V200L117 199H115ZM124 198H126V199H124ZM129 198V199H128ZM133 198V199H132ZM144 198H145V201H144ZM157 198V197H156ZM159 198V197H158ZM192 198V199H191ZM210 198V199H209ZM214 198H216V199H214ZM241 198L243 199L242 201L243 202H241ZM255 198V199H254ZM92 201H91V200ZM121 199H123V201L121 200ZM149 199V200H148ZM152 199V200H151ZM155 199V200H154ZM211 199H212V201H214V203L211 201ZM222 199V201H220ZM234 199V198H233ZM245 199V200H244ZM252 199V200H251ZM256 199H257V201H256ZM259 199V200H258ZM262 199V200H261ZM60 200H61V202H60ZM69 200V201H68ZM76 200H77V203H76ZM95 200H97V201H95ZM117 200V201H116ZM139 201V204H138V201ZM179 200H181V201H179ZM184 200H186V201H184ZM188 200V201H187ZM194 200H196V201H194ZM199 200V201H198ZM219 200V201H218ZM227 200V201H226ZM254 200V201H253ZM44 201V202H45ZM63 201V202H62ZM98 201H100V203H98ZM116 201V202H115ZM134 202V203H132V202ZM150 201H152V202H150ZM153 201H157V202H153ZM166 201H167V204H166ZM179 201V202H178ZM191 201H194L193 203L191 202ZM209 201H211V202H209ZM218 201V202H217ZM239 201H237L236 203H239ZM244 201H245V203H244ZM90 202V203H89ZM96 204H95V203ZM101 202H104L103 204L101 203ZM128 202V203H127ZM133 204V206H135V207H133L132 205H131V203ZM146 202H148V203H150L151 204V207H152V205L154 206L153 207V210L151 211V209H150V205H147V207L145 206L146 204H148V203H146ZM174 202H175V204H174ZM198 202V203H197ZM200 202V203H199ZM209 204H207V203ZM247 202H248V204H247ZM255 202H258V203H255ZM261 204H260V203ZM93 205H92V204ZM119 203H120V205H119ZM125 203V204H124ZM135 203H137L138 205H137V207H136V205H135ZM143 203H144V206H143ZM156 203H158V205L156 206ZM181 203V204H180ZM220 203V204H219ZM250 203H252V205L250 204ZM90 204V205H89ZM106 206H105V205ZM112 204L114 205V206H112ZM118 204V205H117ZM155 204V205H154ZM165 204V205H164ZM178 204V205H177ZM196 204V206H194V205ZM200 204H201V207H200ZM206 204V205H205ZM211 204V205H210ZM261 205V206H259V205ZM262 204H263V206H262ZM60 205V204H59ZM91 205H92V207H91ZM95 205V206H94ZM104 205V206H103ZM116 205H117V207H116ZM124 205V206H123ZM128 205V206H127ZM173 205V206H172ZM176 205V206H175ZM184 205V206H183ZM221 205V206H220ZM248 205H250L249 207H248ZM254 205V206H253ZM100 206V207H99ZM102 206V207H101ZM156 206V207H155ZM166 206H168V207H166ZM172 206V207H171ZM189 206V207H188ZM216 206V207H215ZM222 206H224V207H222ZM253 206V207H252ZM257 206V207H256ZM258 206L260 207V208H262V209H260V208H258ZM89 207V212H88V210H86V208H88ZM125 207V208H124ZM130 207H132V208H130ZM139 207L140 208H143V209H145L146 210V212L144 213L143 212V215L142 216H139L140 214H142V212H140L139 213V215H137V213L139 212V211H143V209H139ZM149 207V208H148ZM167 208V210H166V208ZM176 207V208H175ZM195 207H196V209H195ZM199 207H200V209H199ZM229 207V206H228ZM253 209H256V210H253ZM255 207V208H254ZM97 208V209H96ZM117 209V210H114V212H113V216H112V211L113 210H111V209ZM124 208V209H123ZM134 208H135V210H134ZM147 208V209H146ZM155 208V209H154ZM191 208V209H190ZM218 208V209H217ZM224 208V209H223ZM230 208V207H229ZM252 210H251V209ZM92 209V210H93ZM108 209H109V211H108ZM120 209V211H118ZM126 209V210H125ZM133 209V210H132ZM136 209H138L139 211H137ZM150 209V210H149ZM161 209H164V210H161ZM171 209V210H170ZM176 209V210H175ZM185 211H184V210ZM250 210V212L248 211V210ZM85 210H86V212H85ZM124 210H125V212H127L128 210V212L131 214V213H135L136 212V217H138L137 218V220H134L133 221V226H131V224H130V226H127V223L129 224V222H130V220H127V222H124V219L123 218H125L126 216H128V212H127V214L124 212ZM147 210H149L151 213H152V215L154 216H152V218H154V221H155V217L158 215V217H156V220L157 221H155L156 223H155V226H154V222H149V219L150 218H148V217H150L149 216V214H150V212H149V214H148V212H147ZM158 210V211H157ZM170 210V211H169ZM195 212H194V211ZM229 210V209H228ZM231 210V209H230ZM240 210H242L240 213H239V211ZM260 210H262L261 212H258V211H260ZM122 211H123V213H122ZM157 211V212H159L158 214H157V212L155 213V212ZM160 211H162V212H160ZM172 211V212H171ZM174 211L177 213H175V215H173V213H174ZM197 211H198V213H197ZM208 212V213H211V215L209 214L208 215V213H205V212ZM224 211H226L225 213H224ZM238 211V212H237ZM247 211H248V213H247ZM110 212V213H109ZM115 212H116V214H115ZM166 212V213H165ZM170 212V213H169ZM184 212V213H183ZM235 212V213H234ZM252 212L255 214H253L252 215ZM256 212V213H255ZM83 213V214H84ZM100 213H101V215H100ZM119 213V214H118ZM147 213V214H146ZM155 215H154V214ZM162 213V214H161ZM188 214V215H186V214ZM193 213H195V214H193ZM199 213H201V214H199ZM202 213H204L205 215L207 214L208 216H207V218H206V216L203 214L202 215ZM223 213V214H222ZM237 213V214H236ZM247 213V214H246ZM84 214V215H85ZM111 214V215H110ZM116 215V217H115V215ZM147 216L146 218H145V215ZM166 214V215H165ZM170 216H169V215ZM172 214V215H171ZM214 214V215H213ZM226 214V215H225ZM239 214V215H238ZM250 214H251V217H254L253 218V220L252 219H249V218H251L250 217ZM258 214V215H257ZM112 216V217H110V216ZM132 215V214H131ZM133 215H135V214H133ZM151 215V214H150ZM182 215V216H181ZM195 215H197L196 217L197 218H199V220L200 219H202V220H200V223L199 224H201V226H199V228L197 227L198 226V223H197V218L195 217ZM201 216V218H200V216ZM219 215H221V216H218ZM246 215V216H245ZM105 216H107V217H105ZM122 216V217H121ZM130 216V215H129ZM128 216V217H129ZM144 216V217H143ZM162 216V217H161ZM181 216V217H180ZM194 216V217H193ZM213 216V217H212ZM224 216H226L225 218H224ZM249 218H248V217ZM259 216H260V218H259ZM102 217V218H101ZM121 217V218H120ZM127 217V218H128ZM165 217H166V219H165ZM167 217H169V218H167ZM185 217V218H184ZM187 217V218H186ZM191 217L192 218H195V219H191ZM215 217V219H213ZM243 217H244V219H243ZM259 218V220H258V218ZM261 217H262V219H261ZM104 218H108V219H105L104 220ZM131 218V217H130ZM143 218H145V219H143ZM147 218H148V220H147ZM162 218H164V219H162ZM191 220H190V219ZM224 218V219H223ZM247 218H248V222H246L245 220H247ZM112 219V220H111ZM129 219V218H128ZM139 219H142V220H139ZM171 219V220H170ZM179 219V220H178ZM181 219V220H180ZM186 219V220H185ZM208 219V220H207ZM233 219V220H234ZM240 219V220H239ZM147 220V222H144V221H146ZM167 222H166V221ZM174 220V221H173ZM178 220V221H177ZM190 220V221H189ZM194 220H196L195 222L197 223V224H195V222L193 223L192 222V224H193V226H191V221H194ZM215 220H216V222H215ZM251 220V221H250ZM107 221V222H106ZM125 221H126V219H125ZM150 221H152V219L150 220ZM158 221H159V223H158ZM161 221V222H160ZM165 221V222H164ZM175 222V224L173 223V222ZM181 221H182V223H181ZM184 221V222H183ZM185 221H187L186 223H185ZM202 221H204V222H202ZM211 221V222H210ZM220 221V222H219ZM226 221V222H225ZM239 221V222H238ZM241 221V222H240ZM243 221V222H242ZM254 221V222H253ZM179 222V223H178ZM215 222V223H214ZM225 222V223H224ZM146 223V224H145ZM149 223H150V226H149ZM169 223V224H168ZM171 223V224H170ZM181 223V224H180ZM189 223V224H188ZM205 223H207V224H205ZM209 223V224H208ZM211 223H213V224H211ZM222 223H223V226H222ZM237 223V224H236ZM239 223V224H238ZM248 223V224H247ZM254 223V226H252V224ZM124 224H125V226H124ZM142 224H143V226H142ZM165 224H166V226H165ZM167 224H168V226H167ZM173 224H174V226H173ZM176 224H177V226H178V224H179V226L177 227L176 226ZM186 224H187V226H186ZM194 224H195V227L196 228H194ZM210 224H211V226H210ZM220 224H221V227H220ZM256 224H257V226H256ZM110 225V224H109ZM219 226V227H217L216 228V226ZM127 226V227H126ZM138 226H139V228H138ZM145 226V227H144ZM157 226V227H156ZM159 226H163V227H159ZM171 226V227H170ZM184 226H186V227H184ZM189 226L191 227V228H189ZM204 228H209V229H204ZM206 226V227H205ZM209 226V227H208ZM238 226V227H237ZM242 227V230H243V232H242V230H240V227ZM245 226V227H244ZM252 226V227H251ZM261 226L263 227V228H261ZM130 227H132V228H130ZM147 227V228H146ZM149 227L151 228V227H156V228H151V230L149 229ZM168 227V228H167ZM182 227H184V228H182ZM189 228V230H187V231H185L186 229H188ZM200 227H202L203 229V231H202V233H201V231L199 232L198 230H201V228ZM234 229V230H231L232 228ZM247 227V228H246ZM253 227L255 228V230H253ZM130 228V229H129ZM133 228L135 229V228H137V230L135 229V231L133 230ZM166 228V229H165ZM171 228L173 229V228H176V229H173L172 231H169V230H171ZM179 228V229H178ZM192 228H194L193 230H192ZM236 228V229H235ZM239 228V229H238ZM250 230H249V229ZM181 229H183V230H181ZM185 229V230H184ZM192 230V232H191V230ZM214 229V230H213ZM245 229V230H244ZM140 230H143V231H140ZM145 230H146V232H147V230H148V234H146V235H142V234H144V233H146L145 232ZM153 230L155 231L154 233H153ZM160 230V231H159ZM176 230L178 231V233L176 232ZM180 230V231H179ZM206 230H208V231H206ZM217 232H216V231ZM247 230V231H246ZM257 230H259V231H257ZM121 231V232H120ZM131 231V232H130ZM140 231V233H137V232H139ZM156 231H157V233H156ZM159 231V232H158ZM163 231V232H162ZM169 231V232H168ZM182 231H184V233L182 232ZM194 231V232H193ZM196 231V232H195ZM136 232V234H134ZM150 232H152V233H150ZM161 232V233H160ZM165 232V233H164ZM181 232V233H180ZM187 232V233H186ZM190 233V235H189V233ZM207 232V233H206ZM210 232H212L211 233V235H210ZM216 232V233H215ZM239 232H241L242 234H240ZM256 232V233H255ZM123 233V234H122ZM129 233V234H128ZM131 233H133V234H131ZM156 233V234H155ZM161 235H160V234ZM171 233H173V234H171ZM174 233H176L177 235L179 234L181 237H185V236H187L186 238H183L184 240L183 241H186L185 239H187V241H189V242H193V241H197V242H193V243H189L188 244V242H187V244H186V246H184V249H182L183 247H181L182 245H181V242L179 241V239L181 240V238H179L180 236H178V237H176L177 235L176 234H174ZM195 233V234H194ZM199 233H201L200 235H199ZM258 233V235L256 236V234ZM263 233V234H262ZM142 235V236H140V235ZM149 234H150V236H149ZM166 234V235H165ZM181 234H183V236L181 235ZM187 234V235H186ZM192 234H194V235H192ZM215 234V235H214ZM235 234V235H234ZM250 234V235H249ZM255 234V235H254ZM126 235H128V238H127V236ZM134 235H136V236H134ZM169 235V236H168ZM174 235V236H173ZM176 235V236H175ZM185 235V236H184ZM193 236V240H192V236ZM197 235V236H196ZM203 235V236H202ZM208 237H207V236ZM222 235H224V238H228L227 240L225 239V241L223 240V236ZM232 235H234V236H232ZM242 235V236H241ZM243 235H246V236H243ZM252 235H253V237H252ZM114 236V237H115ZM119 236H120V238H119ZM148 236H149V238H150V240L151 241H149L148 239ZM165 236H167V239L165 238ZM173 236V237H172ZM188 236H190V237H188ZM194 236H195V238H194ZM204 236H206V237H204ZM212 236V237H211ZM220 236V237H219ZM226 236V237H225ZM240 236V237H239ZM121 237H124V238H121ZM143 237H145V238H143ZM160 237V238H159ZM162 237V238H161ZM169 237H171L170 239H169V241H168V238ZM176 237V238H175ZM202 237V238H201ZM210 237V238H209ZM215 237V238H214ZM233 237V238H232ZM247 237H248V239H247ZM258 237H260V238H258ZM131 238V239H130ZM133 238H137V239H134L133 241H132V239ZM139 238H142L143 240H139ZM147 238V239H146ZM155 238H157V240L155 239ZM189 238L191 239V240H189ZM217 238V239H216ZM222 238V239H221ZM243 238V239H242ZM250 238V239H249ZM255 240H254V239ZM115 239V238H114ZM123 239H125V240H123ZM129 240V242H130V244L129 243H127L128 242V240ZM145 239V240H144ZM156 240V242L154 241L153 243L158 247V245L160 246L159 247V249L154 245V244H149L148 242H152V240ZM176 239H177V242L179 243V245H181V246H179L178 245V243L176 242ZM205 239V240H204ZM219 239H220V241H219ZM121 240V241H120ZM135 240L137 241V242H135ZM217 240H218V243H217ZM228 240H230V241H228ZM240 243H238L237 241ZM239 240H241V242L239 241ZM249 242H248V241ZM127 241V242H126ZM132 241V242H131ZM140 241V242H139ZM146 241H148V242H146ZM161 243H160V242ZM172 241L174 242V243H172ZM204 241H205V244H204ZM207 241V242H206ZM210 241H211V243H210ZM213 241V242H212ZM223 241L224 242H226V244H224L223 243ZM244 241V242H243ZM255 241V242H254ZM135 242V243H134ZM160 244H159V243ZM164 242H166V243H164ZM169 242V243H168ZM239 244H237V243ZM243 242V243H242ZM132 243V244H131ZM134 243V244H133ZM146 245L147 243V246L149 247V245H150V247H156L155 249H156V251L154 252V253H156V255L155 254H153V251H154V248L152 249L153 251H152V254L151 253H149V251L151 252V250H149V249H151V248H149L148 249V247H146L144 244ZM158 243V244H157ZM177 243V244H176ZM128 244V245H127ZM143 244V245H142ZM175 244V245H174ZM185 244V243H184ZM197 244H199V245H197ZM204 244V245H203ZM210 244V245H209ZM246 244V245H245ZM132 245H133V247H132ZM140 245H142V246H140ZM177 245V246H176ZM191 245H192V248H191ZM195 245V246H194ZM206 245H207V247H206ZM209 245V246H208ZM219 245V246H218ZM221 245V246H220ZM230 245V246H229ZM125 246V247H124ZM167 246V247H166ZM173 246V247H172ZM194 246V247H193ZM205 246V247H204ZM212 246V247H211ZM229 246V247H228ZM238 246H239V248H238ZM248 246H249V248H248ZM131 247V249H130V252L131 251H133L132 253H128L129 251V248ZM139 247V248H138ZM145 247H146V249H147V252L145 253ZM170 247V248H169ZM190 247V248H189ZM196 247V248H195ZM201 247V249H199ZM203 247V248H202ZM211 247V248H210ZM128 248V249H127ZM137 248V249H136ZM140 248H143V249H140ZM162 248V249H161ZM168 248V249H167ZM175 249V250H172V249ZM177 248V249H176ZM179 248V249H178ZM186 248V249H185ZM187 248H188V250H187ZM212 248H214V249H216V250H214V249H212ZM218 248V249H217ZM225 248H227L226 250L227 251H229V252H227V255H226V252L225 251H222V249H225ZM127 249V250H126ZM140 249V251H143V252H140V251H138L137 252V250H139ZM191 249H194V250H192L191 251ZM195 249H198V250H196V252H195ZM205 249V250H204ZM209 249V250H208ZM211 249L212 250H214V251H211ZM231 249V250H230ZM125 250H126V252H125ZM158 250V251H157ZM160 250V251H159ZM162 250V251H161ZM164 250V251H163ZM167 250V251H166ZM169 250H172V251H169ZM183 250V251H182ZM186 250H187V252H186ZM218 250V251H217ZM237 251V252H235V251ZM239 250V251H238ZM128 251V252H127ZM184 251H185V254H184ZM191 251V252H190ZM197 251H199V252H197ZM211 251V252H210ZM217 251V252H216ZM241 251H242V253H241ZM119 252V251H118ZM137 253V255H138V253H139V255H138V257H137V255L136 254H134V253ZM157 252H163L162 254H160V253H158L157 254ZM179 252V253H178ZM183 252V254H181ZM189 252H190V254H189ZM194 252V254L192 255V253ZM201 252H203V253H201ZM214 252V253H213ZM221 252H224V255L222 254V255H219L218 253H220L221 254ZM239 252V253H238ZM126 253V254H125ZM140 253H145V254H147V255H143V254H140ZM149 253V254H148ZM177 253V254H176ZM205 253V254H204ZM131 254V255H130ZM151 254V255H150ZM172 254V255H171ZM214 254V255H213ZM132 255H135V256H132ZM172 257H171V256ZM176 256L178 259H179V257L180 256ZM186 255V256H185ZM203 255H206L204 258L202 257ZM211 255L213 256V257H211ZM170 256V257H169ZM192 256V257H191ZM196 256H197V258H196ZM210 256V257H209ZM214 256H217V257H219V258H217V257H215V259H214ZM229 256V257H228ZM234 256V257H233ZM236 256V257H235ZM159 257V258H158ZM167 257H168V259H167ZM186 257V258H185ZM188 257H190V258H188ZM194 257V258H193ZM221 257H222V259H227L226 261L225 260H222L221 259ZM227 257V258H226ZM233 257V258H232ZM159 260H158V259ZM161 258V259H160ZM172 258H174V259H172ZM183 258V259H182ZM185 258V259H184ZM209 258V259H208ZM146 259V258H145ZM181 259L182 260H184V261H181ZM194 259V260H193ZM199 259V260H198ZM203 259V260H202ZM214 259V260H213ZM231 259V260H230ZM235 259V260H234ZM150 260V261H151ZM156 260V261H155ZM162 260H164L163 262H162ZM168 260V261H167ZM172 261V262H170V261ZM175 260V261H174ZM208 260V261H207ZM212 260V261H211ZM217 260H220L218 263L216 262ZM234 260V261H233ZM149 261V262H150ZM151 261V262H152ZM201 261V262H200ZM223 261H225V262H223ZM233 261V262H232ZM138 262H135V263H138ZM140 262H141V260H140ZM166 262V263H165ZM167 262H169V263H167ZM205 262V263H204ZM154 263H150V264H154ZM176 263V264H177ZM141 264V263H140Z\"/></svg>","mask_w":264,"mask_h":264},{"label":"clouds","instance_id":"9594fccd","mask_svg":"<svg viewBox=\"0 0 264 264\" xmlns=\"http://www.w3.org/2000/svg\"><path fill=\"white\" fill-rule=\"evenodd\" d=\"M32 177L30 174H13L10 176H6L3 183L5 188H10L12 186H16L18 189H24L27 187Z\"/></svg>","mask_w":264,"mask_h":264}]
</instances>
